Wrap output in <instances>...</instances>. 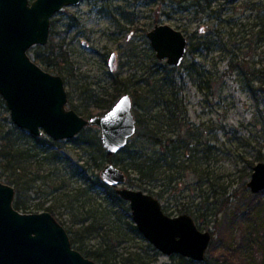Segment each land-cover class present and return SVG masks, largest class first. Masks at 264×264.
I'll use <instances>...</instances> for the list:
<instances>
[{"label": "rangeland", "instance_id": "rangeland-1", "mask_svg": "<svg viewBox=\"0 0 264 264\" xmlns=\"http://www.w3.org/2000/svg\"><path fill=\"white\" fill-rule=\"evenodd\" d=\"M262 23L264 0H210L198 5L187 0H83L57 14L52 19L47 45L36 46L29 53L42 69L62 77L68 108L91 118L86 115H99L95 101H105L106 105L114 102L115 77L135 76L138 80L144 69H158L154 62L161 61L148 38L156 25H169L184 32L190 45L198 50L195 56L188 53L184 63L174 67L169 76L181 88L178 99L186 107L193 139L198 142L188 149H180L181 142L176 145L179 161L173 170L175 182L160 179L153 185L136 182V186H125L154 196L168 216L188 214L201 231L212 232V240H218V244L215 252L207 256L222 264L231 242H239L244 234L262 224L256 216L258 210L264 209V191L255 199L253 208L248 187L254 166L264 162V89L252 74L264 70V39L257 36ZM200 44L208 47H199ZM113 53L117 60L112 71L109 61ZM58 54L69 63L59 68L47 64L61 59ZM37 56L43 62L36 61ZM187 61L200 65L210 87L200 91L194 85ZM62 68L65 69L61 71ZM0 125L16 127L1 95ZM95 136L101 140L98 127L72 140L54 141L41 136L54 142L46 146L50 152L61 155L44 169L54 170L61 180L65 179L67 190L54 191L61 184L54 177L38 181L37 190L17 193L15 201L29 207L27 212L18 211L41 213L48 210L39 211L40 205L52 207L48 212L66 228L73 248L97 264L101 262L88 253L107 243L113 245L120 235L125 237V243L117 249L119 254L137 251L149 257L156 249L135 230L129 203L115 198L114 188L102 181L100 173L108 163L107 152L100 153L102 160L97 164L92 161V155H98L89 147ZM20 137L24 138L21 142H26L25 135ZM143 144L157 157L163 154L155 143ZM112 163L120 167L117 159ZM0 181L8 184L3 178ZM221 206L226 207L220 210ZM237 208L241 214L245 211L243 229L240 222L232 223L231 215ZM106 209L108 212H104ZM91 223L94 228L84 230ZM252 246L249 241V255ZM257 250L256 245L254 254ZM158 254L152 264H174L173 256ZM109 256L114 259L112 252Z\"/></svg>", "mask_w": 264, "mask_h": 264}, {"label": "water", "instance_id": "water-1", "mask_svg": "<svg viewBox=\"0 0 264 264\" xmlns=\"http://www.w3.org/2000/svg\"><path fill=\"white\" fill-rule=\"evenodd\" d=\"M82 1L0 0V95L14 125L32 136L72 140L85 129L98 127L105 151L118 154L137 132L132 97L123 95L103 115L80 116L68 108L62 77L42 69L29 54L32 48L47 45L52 19ZM148 38L159 61L170 67L184 63L189 49L184 32L156 25ZM115 62L113 53L111 70ZM100 175L129 203L138 231L158 252L205 261L212 234L201 231L192 216L165 214L154 196L126 187V173L113 163H107ZM248 187L254 195L264 191V162L254 166ZM15 197V188L0 181V264H97L73 248L66 228L52 213H21L14 208Z\"/></svg>", "mask_w": 264, "mask_h": 264}, {"label": "trees", "instance_id": "trees-1", "mask_svg": "<svg viewBox=\"0 0 264 264\" xmlns=\"http://www.w3.org/2000/svg\"><path fill=\"white\" fill-rule=\"evenodd\" d=\"M198 2L193 3L197 5ZM257 36L259 39H264V23L259 26ZM205 46L207 45L200 44L199 47L203 48ZM197 50L198 48L193 44L190 45L189 42L188 53L195 56ZM58 58L61 59H58L55 64H50V61L47 64L59 68L62 64L69 63V60L63 55L58 54ZM36 61L43 62V59L37 56ZM154 65L158 69L151 71L153 66L150 68V71L144 69L141 78L138 80L133 78L135 76L131 78L115 77L114 102L106 105L105 101L102 103L101 100H97L94 105L95 110L99 111V115H103L114 106L112 104L115 103L119 96L129 94L132 97L134 114L137 121V132L123 151L118 154L107 153L106 157L108 163H112L114 159L118 160V165L121 167L119 168L127 175V183L133 186L137 185L136 182L153 185L157 181H160V179L167 180L170 184L171 182H175L173 170L175 169V163L179 161L177 152H175L177 149L176 145L181 142L180 149H188L191 148L192 144L198 142V140L193 139V127L186 118V107L178 99L181 88L178 89L175 78L169 76L170 72L175 68H171L167 63L157 61L154 62ZM186 67L194 85L200 91H204L205 87H210V81L197 62L187 61ZM63 69L65 68H62L61 71ZM161 70L162 72H160ZM252 74L256 75L257 81L261 83V88L264 89V70H255L252 71ZM86 116L92 117L93 114ZM93 128L85 129L80 135L90 133ZM165 128L167 129L165 130ZM168 133H171L170 137H168ZM20 135H25L26 142H21L24 138H21ZM143 141L155 143L162 148L163 154L157 157L155 154L148 152L144 148ZM49 143L53 144L54 142L34 137L31 134H25V131H18L16 127L6 128L4 125H0V178H3L8 184L14 185L16 195L21 190H37L35 188L36 182L52 177L61 183L58 184L57 188H54V191L67 190L65 179L61 180L58 175H55L54 170L44 169V165H50L58 159V156H61L50 152V149L46 148ZM89 147L95 153H98V155H92V161L97 164L98 160H102L100 153H103L105 150L98 136L94 137ZM42 172L44 174H41ZM21 186L25 187L21 188ZM113 190L115 198L124 201L117 194L116 188ZM260 194L250 195L252 197L253 208L254 201L260 197ZM14 207L23 212L29 210L27 205H21L16 201L14 202ZM225 207L221 206L220 210L225 209ZM38 209L39 211H51L52 207L44 208V205H40ZM240 211V208L233 209L231 217L233 216L232 223L234 221L240 222L241 229H243V213L245 211L242 214ZM104 212H108V209L104 210ZM258 218L259 221H262V224L254 227L248 234H244L239 242L232 241L231 232L230 241L232 242L228 247L227 252L229 254L224 259V264H264V209L257 211L256 219ZM94 225L91 223L84 230H92ZM134 228L137 231V227L135 226ZM211 234L213 238L214 234L212 232ZM115 240L116 242L113 245L109 243L104 244L98 250L88 253V255L101 262L100 264H152L157 260L159 254L156 250H153L152 255L149 257L137 251H129L125 255L123 253L119 254L117 249L121 243H125V237L120 235ZM73 241L76 243L77 239L75 238ZM249 241L253 244L252 255H249L246 250ZM217 244L218 240L213 239L207 253L213 254ZM256 245L258 246V250L257 254H254V247ZM110 252L114 255L113 260L110 259ZM173 261L174 264L199 263L178 255L173 256ZM204 263L222 264L217 258L211 260L209 256L206 257Z\"/></svg>", "mask_w": 264, "mask_h": 264}, {"label": "flooded vegetation", "instance_id": "flooded-vegetation-1", "mask_svg": "<svg viewBox=\"0 0 264 264\" xmlns=\"http://www.w3.org/2000/svg\"><path fill=\"white\" fill-rule=\"evenodd\" d=\"M187 1H191L192 3L193 2H197V1H199L198 3H197V5L199 4V3H201V2H209L210 0H187ZM81 4V3H80ZM193 4H195V3H193ZM67 9V8H66ZM65 9V10H66ZM112 56V55H111ZM111 58V57H110ZM116 60H117V55H116ZM116 63V62H115ZM109 65H110V61H109ZM113 71V70H112ZM69 99V98H68ZM69 103V102H68ZM174 256V255H173Z\"/></svg>", "mask_w": 264, "mask_h": 264}, {"label": "snow or ice", "instance_id": "snow-or-ice-1", "mask_svg": "<svg viewBox=\"0 0 264 264\" xmlns=\"http://www.w3.org/2000/svg\"><path fill=\"white\" fill-rule=\"evenodd\" d=\"M123 103V102H122Z\"/></svg>", "mask_w": 264, "mask_h": 264}]
</instances>
